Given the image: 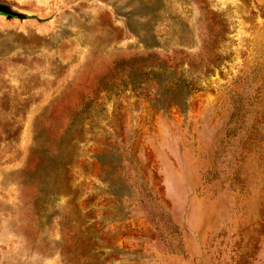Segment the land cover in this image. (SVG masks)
<instances>
[{"label":"rangeland","instance_id":"obj_1","mask_svg":"<svg viewBox=\"0 0 264 264\" xmlns=\"http://www.w3.org/2000/svg\"><path fill=\"white\" fill-rule=\"evenodd\" d=\"M0 3V264H264V0Z\"/></svg>","mask_w":264,"mask_h":264},{"label":"water","instance_id":"obj_2","mask_svg":"<svg viewBox=\"0 0 264 264\" xmlns=\"http://www.w3.org/2000/svg\"><path fill=\"white\" fill-rule=\"evenodd\" d=\"M0 16L5 17L7 20H12L14 18L18 19L20 22H23L27 20V16L16 12L12 7L0 3ZM40 23L42 22L41 20H37Z\"/></svg>","mask_w":264,"mask_h":264},{"label":"trees","instance_id":"obj_3","mask_svg":"<svg viewBox=\"0 0 264 264\" xmlns=\"http://www.w3.org/2000/svg\"><path fill=\"white\" fill-rule=\"evenodd\" d=\"M155 76H159V73L158 74H156ZM170 84L172 85V86H175V84L176 83H174V82H170ZM193 89H189L188 90V92H191ZM185 100V97L183 98H180V99H178V97H175L174 99H173V103L176 105V106H179L180 108L183 106V101ZM185 102V101H184ZM87 108L85 107V109L84 110H86ZM84 110H83V112H81V113H84ZM80 115V114H79ZM100 158V157H99ZM61 164H65V163H61Z\"/></svg>","mask_w":264,"mask_h":264}]
</instances>
